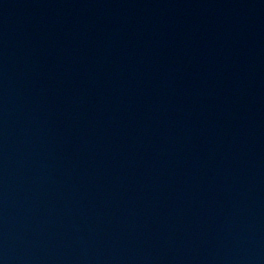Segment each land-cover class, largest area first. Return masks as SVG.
Instances as JSON below:
<instances>
[{
	"label": "water",
	"instance_id": "obj_1",
	"mask_svg": "<svg viewBox=\"0 0 264 264\" xmlns=\"http://www.w3.org/2000/svg\"><path fill=\"white\" fill-rule=\"evenodd\" d=\"M0 264H264V0H0Z\"/></svg>",
	"mask_w": 264,
	"mask_h": 264
}]
</instances>
